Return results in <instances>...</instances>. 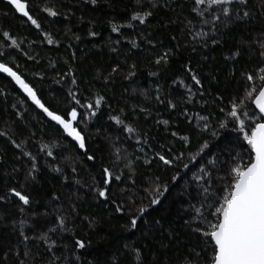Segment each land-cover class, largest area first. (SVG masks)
Wrapping results in <instances>:
<instances>
[{"label": "trees", "instance_id": "trees-1", "mask_svg": "<svg viewBox=\"0 0 264 264\" xmlns=\"http://www.w3.org/2000/svg\"><path fill=\"white\" fill-rule=\"evenodd\" d=\"M29 4L39 29L0 0V62L19 73L50 110H77L75 126L87 151L0 73V264H209L211 251L186 223L192 219L189 205L203 201L202 168L211 171L219 195L234 162H248L250 148L227 113L238 104L249 114L242 116L249 128L256 122L249 117L261 116L247 95L260 81L247 75L258 77L264 67V0H249V19L227 28L217 22L214 33L205 20L217 9L200 15L209 6L194 0ZM148 12L144 23L132 19ZM236 51L240 55L230 58ZM105 168L112 173L107 185ZM156 185L168 191L150 205ZM103 187L107 200L96 191ZM11 189L27 195L29 205ZM142 207L148 210L131 229Z\"/></svg>", "mask_w": 264, "mask_h": 264}, {"label": "snow or ice", "instance_id": "snow-or-ice-1", "mask_svg": "<svg viewBox=\"0 0 264 264\" xmlns=\"http://www.w3.org/2000/svg\"><path fill=\"white\" fill-rule=\"evenodd\" d=\"M91 2L95 4L96 0H91ZM194 2L196 5L207 4L209 6V9H201L199 12L200 15H203L204 11H209L212 8L217 9L211 11V21L205 20V23L212 24L213 33L216 30L217 22L227 28L231 24L238 21H246L251 17V13L247 7L249 0H194ZM8 3L14 6V10L23 17H26L37 29L40 28V24L33 15L30 14L29 0H8ZM44 10L53 17L58 15V13L52 9L46 8ZM195 10L196 9H194V11ZM150 15V12L145 13L144 16L133 15L132 19L144 23L147 16ZM262 15H264V13H262ZM117 30V27L113 26L112 31L115 32ZM198 35L207 34L201 33ZM3 36L10 38V33L3 32ZM213 42L215 43L216 41ZM48 43H52V41L49 40ZM11 44L17 48L19 47L15 39L11 40ZM259 46L262 50L260 54L264 56V40L259 41ZM3 55L4 53L0 52V56ZM25 55H27V53H25ZM166 55L167 54H165V56ZM239 55L240 52L236 51L230 58L234 59ZM163 59L164 57H161V60ZM156 62L160 63L161 61L157 60ZM0 73L7 74V76L11 77L47 117L59 125L68 137L76 141L80 149L87 151L85 137L78 127L75 126L78 118V112L75 108H72L70 112L65 115L57 114L41 102L37 92L7 63L0 62ZM257 78L260 81L258 89L254 82ZM193 79L197 84L200 83L195 76H193ZM247 80L254 82L247 95L249 98L253 99L259 112L264 114V67L259 69L258 77L249 74L247 75ZM72 83H75L74 79ZM253 92L257 93L255 97L252 95ZM69 95H72L73 99H75V96L71 92H69ZM75 102L77 104L80 103L79 100ZM100 103L101 100L97 99L96 105L99 106ZM87 107L92 108L93 105L89 104ZM221 111H223V109H221ZM92 115H95V113L93 112ZM227 115L231 117L233 123L232 130L241 133L243 135V140L247 142L250 148L248 162L241 164L240 160L243 158L239 157V153H237L239 159L234 162L233 166L229 169L227 177L228 183L220 189L221 194L219 195L216 190L212 189L210 179L212 175L211 171H206L202 168L201 172H203L204 175L198 179L204 181V185H201L199 193L203 195V201L200 202L199 205H189L192 219L186 221V223L189 224L193 232L198 233L204 239V250L211 251L212 255L209 264H264V122H259L260 120H264V115L259 118L255 116L249 117L250 120L256 121L251 124L250 128L242 118V116L248 117V112L241 111L239 105L235 102ZM65 116L69 118H65ZM116 122L118 124L122 123L118 118ZM227 126L226 122L220 124L221 128H227ZM127 131L133 132L134 130L128 128ZM0 135H3V133H0ZM213 135L215 136L216 133L214 132ZM16 147L19 148L20 145H16ZM206 148H208L207 143L202 146L199 153H202ZM118 154L119 150H117V155ZM47 155L52 156L53 152L48 151ZM159 158L165 164H171V161L165 159L164 156H160ZM88 159L93 160L95 158L93 156H88ZM193 159H195V157ZM210 163L215 165L217 161L213 159ZM185 167L187 168V165H185ZM33 170H35V166H33ZM73 171H75V169H73ZM103 175L105 177L103 183L105 185L110 184L112 181V173L109 169H103ZM115 179L119 180L120 177L116 176ZM177 179H179V177H173L174 182ZM96 191L99 197L105 200L109 199V190L107 187L98 188ZM152 191L154 192V197L151 199L150 205H158L160 203L159 197L162 196L164 192H167L168 188L165 186L163 190H161V187L156 185ZM11 194L17 197L23 205H29L30 201L27 195L22 194L16 189H11ZM0 199H3V197H0ZM121 210V206L118 205L116 211L120 212ZM147 210V208L143 207L139 209V214L130 220L131 229L137 228L138 220ZM21 211H23V208ZM63 224L64 221L61 218L60 225L62 226ZM44 238V236L41 237V239ZM25 239H27V237H25ZM77 244L79 248L85 247L82 241H77ZM134 251H136L137 259L139 260V250ZM187 264H193V261L189 259Z\"/></svg>", "mask_w": 264, "mask_h": 264}, {"label": "water", "instance_id": "water-1", "mask_svg": "<svg viewBox=\"0 0 264 264\" xmlns=\"http://www.w3.org/2000/svg\"><path fill=\"white\" fill-rule=\"evenodd\" d=\"M5 2H7L8 3V0H4ZM14 7V6H13ZM15 71V70H14ZM2 74H4V73H2ZM18 75H20L19 73H17ZM4 75H6L7 76V74H4ZM21 76V75H20ZM9 79H11L13 82H14V84L18 87V88H20L17 84H16V82L11 78V77H9V76H7ZM22 77V76H21ZM22 79H23V77H22ZM21 89V88H20ZM22 90V89H21ZM23 91V90H22ZM23 93L27 96V94L23 91ZM28 97V96H27ZM29 99H31L30 97H28ZM33 102V101H32ZM254 105H255V103H254ZM255 108L257 109V111L259 112V109L256 107V105H255ZM260 113V112H259ZM260 115L262 116V115H264V114H261L260 113ZM262 122H264V120L262 121ZM71 138V137H70ZM72 139V138H71ZM76 142V141H75ZM83 150V149H82ZM85 151V150H84Z\"/></svg>", "mask_w": 264, "mask_h": 264}]
</instances>
